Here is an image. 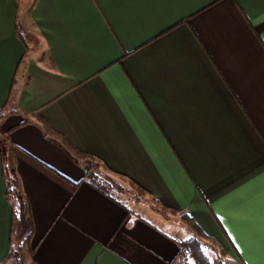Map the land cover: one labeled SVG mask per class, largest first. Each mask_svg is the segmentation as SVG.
<instances>
[{
  "label": "crops",
  "instance_id": "obj_1",
  "mask_svg": "<svg viewBox=\"0 0 264 264\" xmlns=\"http://www.w3.org/2000/svg\"><path fill=\"white\" fill-rule=\"evenodd\" d=\"M0 110L23 264H264V0H0Z\"/></svg>",
  "mask_w": 264,
  "mask_h": 264
},
{
  "label": "trees",
  "instance_id": "obj_2",
  "mask_svg": "<svg viewBox=\"0 0 264 264\" xmlns=\"http://www.w3.org/2000/svg\"><path fill=\"white\" fill-rule=\"evenodd\" d=\"M16 32L18 36L25 42L26 35L17 25ZM2 112L0 110V117ZM1 148V165L4 186L6 189L7 201L11 209V236L10 248L4 258L2 264H23L20 250L24 238L31 230V222L26 215V204L21 193L18 190V180L15 171L10 165L8 155L9 146L7 138H0ZM84 181L95 187L96 189L106 193L114 184L107 176L99 175L95 167L87 166ZM135 198L138 199L137 194ZM159 213L169 215L171 212L165 208H156ZM182 222L192 231L198 232L196 224L186 214L181 215ZM179 255L186 263L187 258H191L194 264H209V258L206 253V245L196 237H190L180 242ZM187 264V263H186Z\"/></svg>",
  "mask_w": 264,
  "mask_h": 264
},
{
  "label": "rangeland",
  "instance_id": "obj_3",
  "mask_svg": "<svg viewBox=\"0 0 264 264\" xmlns=\"http://www.w3.org/2000/svg\"><path fill=\"white\" fill-rule=\"evenodd\" d=\"M211 247V246H210ZM209 247V248H210ZM212 248V247H211ZM192 259L191 258H187V260H186V262H188L187 264H192V263H190V262H193V260L191 261ZM178 263V262H177ZM179 264H186L185 262H184V260L181 258V256H180V261H179Z\"/></svg>",
  "mask_w": 264,
  "mask_h": 264
}]
</instances>
